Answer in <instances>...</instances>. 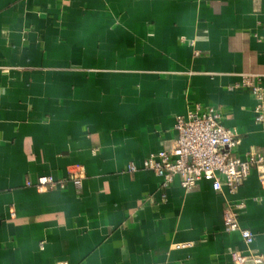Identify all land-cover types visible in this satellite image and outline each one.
I'll list each match as a JSON object with an SVG mask.
<instances>
[{
  "label": "crops",
  "instance_id": "crops-1",
  "mask_svg": "<svg viewBox=\"0 0 264 264\" xmlns=\"http://www.w3.org/2000/svg\"><path fill=\"white\" fill-rule=\"evenodd\" d=\"M194 43V45H192ZM264 0H0V264H235L264 254L256 171L235 194L128 172L214 107L236 155L264 150ZM255 79V80H256ZM81 178L39 191L40 176ZM242 229L226 231L229 204ZM192 244L173 249L176 244Z\"/></svg>",
  "mask_w": 264,
  "mask_h": 264
},
{
  "label": "built area",
  "instance_id": "built-area-1",
  "mask_svg": "<svg viewBox=\"0 0 264 264\" xmlns=\"http://www.w3.org/2000/svg\"><path fill=\"white\" fill-rule=\"evenodd\" d=\"M194 45V43H192ZM253 76H245L241 84L234 88H248L256 100L255 120L264 123V88ZM176 138L169 147L146 157L141 166L128 165L129 173L139 169L152 171L161 179V188L168 189L180 178L182 187L193 190L201 181L212 184L215 191L226 188L235 194L241 185L256 171L258 180L264 188V150L250 148L244 158L236 155L240 144V134L236 129L222 124V116L214 107L203 108L199 104L188 109L185 115L176 117ZM71 182L81 187V178L73 176L68 180L56 179L51 175L40 176L35 184L27 182L39 191L65 189ZM246 207L245 202L229 204L224 212L223 222L229 233L239 232L245 244L252 245L255 234L242 229L239 224V212ZM192 244H176L173 249L189 248ZM235 264H264V254H243L234 252ZM56 264H68L60 261Z\"/></svg>",
  "mask_w": 264,
  "mask_h": 264
}]
</instances>
